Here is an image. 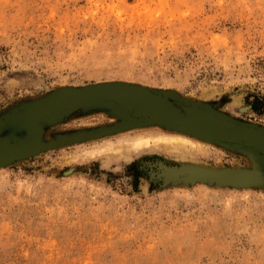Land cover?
Returning <instances> with one entry per match:
<instances>
[{"label": "rangeland", "instance_id": "obj_1", "mask_svg": "<svg viewBox=\"0 0 264 264\" xmlns=\"http://www.w3.org/2000/svg\"><path fill=\"white\" fill-rule=\"evenodd\" d=\"M113 82L264 128V0H0V120L61 88ZM123 117L65 114L44 124L39 150L0 167V264H264V161L157 125L85 135ZM159 133L204 150L89 155ZM185 167L257 168L258 181L167 178Z\"/></svg>", "mask_w": 264, "mask_h": 264}, {"label": "water", "instance_id": "obj_2", "mask_svg": "<svg viewBox=\"0 0 264 264\" xmlns=\"http://www.w3.org/2000/svg\"><path fill=\"white\" fill-rule=\"evenodd\" d=\"M132 86L141 87L137 85ZM145 89L150 90L149 92H153L157 94L159 98H162L161 101H164L161 102L159 100L158 102L161 104L164 103L165 106L167 103L172 111L168 110L169 107L166 106L165 108L150 109L149 112H147L141 108L143 107L141 104L143 102V97L141 95L123 93L122 91L112 90L113 92L108 93L110 94L109 96H88V91L92 90L90 87L80 89L68 88L63 90L61 88L42 99L19 108L0 120V130L9 123L19 122L26 126L27 134L23 137L12 135L0 137V167L10 165L39 150L42 147V136L45 123H53L65 114L79 109L98 107L120 113L124 115V117L120 120V123L112 127L101 128L97 131L85 133L88 138H96L121 132L135 126L157 125L200 140L247 152L253 157L264 161V128L228 118L202 104L179 98L173 92L158 91L149 88ZM65 92L73 93L74 96L80 95V98H76L66 105L43 107L39 110L44 103L54 99H61L62 97L59 98V96L66 94ZM68 97L71 100L73 99L71 96ZM33 114H36V117L32 120ZM198 115L203 117H199ZM175 117L176 119H174ZM33 125L36 128L34 132ZM6 147L8 148L7 151L2 150ZM213 172H215L216 175L211 177L203 175L204 173H208V171H204V169L185 167L183 169L174 170L171 174H168L167 178L170 176L177 177L182 174L187 175L192 181L202 179L233 187H248L258 181L257 168H253L252 170L227 168L213 170ZM229 173H250L251 176L249 180L242 181L234 177H229Z\"/></svg>", "mask_w": 264, "mask_h": 264}, {"label": "bare ground", "instance_id": "obj_3", "mask_svg": "<svg viewBox=\"0 0 264 264\" xmlns=\"http://www.w3.org/2000/svg\"><path fill=\"white\" fill-rule=\"evenodd\" d=\"M113 84H116V85H113ZM85 87H90V89H92V90L88 91V94H87L88 96H92V95H94V97L109 96L110 94H108V93H110V92L122 91L123 93L126 92V93H133L134 95L135 94L141 95L143 97V99H142L143 102L141 103L143 105V107H141V108H143V110H145L147 112H149L150 109L153 110L156 108H158V109L159 108H165L166 106L169 107L168 110L172 111V109L170 108V106L167 103L165 106L164 103L161 104L160 102H158L159 100L161 101L162 98H159L157 96V94H155L153 92H149L150 90H148V89H145L142 87L132 86V84H128V83L127 84H124V83H98V84H92V85H87V86H83V87H65V88H62V90L68 89V88L80 89V88H85ZM65 93L66 94H62L59 96V98L62 97L61 99H54V100H51L47 103H44L43 105H41V108L39 110H41L43 107H53V106L57 107V106L66 105V104H69L70 102H72L74 99L80 98V95L74 96L73 93H68V92H65ZM68 96L73 97V99L71 100ZM162 101H164V100H162ZM175 115H177V114H175ZM198 116L203 117L201 115H198ZM34 117H36V114H33L31 119L33 120ZM174 119H176V117ZM34 131H36V128L33 125V132ZM150 147H157L159 149L165 150L166 152L172 153L174 155L184 156V157H186L185 155L190 154L191 152H193V153L201 152L202 153V151L204 150L203 145L196 143L193 140H191L185 136L159 133V134L154 135V136H146V137L141 136V137H137V138L130 139V140H124L123 139V141L119 142L118 144H115V145L109 144L108 147L105 149L100 148V149H95L93 151H90L89 155L94 156V157H96V156L110 157V156L119 155L118 157H120L123 155H127L132 151H139V150H143L145 148H150ZM7 149L8 148L6 147L2 150L7 151ZM181 159H183V158H181ZM204 171H208V173H204L203 175H207V176H211V177H214L216 175V173L213 172V169H204ZM196 172H198V171H196ZM217 173H219V172H217ZM250 176H251L250 173H242V174H237V173L231 174V173H229V177H234V178L240 179L242 181L249 180Z\"/></svg>", "mask_w": 264, "mask_h": 264}, {"label": "trees", "instance_id": "obj_4", "mask_svg": "<svg viewBox=\"0 0 264 264\" xmlns=\"http://www.w3.org/2000/svg\"><path fill=\"white\" fill-rule=\"evenodd\" d=\"M254 110H257V108L254 106V108H253Z\"/></svg>", "mask_w": 264, "mask_h": 264}]
</instances>
